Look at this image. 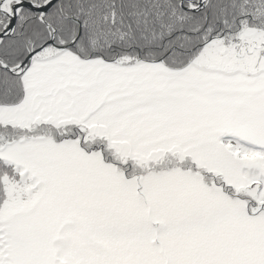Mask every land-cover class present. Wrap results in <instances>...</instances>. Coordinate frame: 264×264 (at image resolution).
<instances>
[{
  "label": "snow or ice",
  "instance_id": "1",
  "mask_svg": "<svg viewBox=\"0 0 264 264\" xmlns=\"http://www.w3.org/2000/svg\"><path fill=\"white\" fill-rule=\"evenodd\" d=\"M0 264H264V0H0Z\"/></svg>",
  "mask_w": 264,
  "mask_h": 264
}]
</instances>
